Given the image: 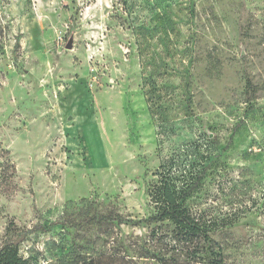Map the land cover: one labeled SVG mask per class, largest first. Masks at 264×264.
Instances as JSON below:
<instances>
[{
	"label": "rangeland",
	"instance_id": "1",
	"mask_svg": "<svg viewBox=\"0 0 264 264\" xmlns=\"http://www.w3.org/2000/svg\"><path fill=\"white\" fill-rule=\"evenodd\" d=\"M124 1L0 0V246L42 226L20 254L59 264L92 217L153 215L175 160L238 220L228 262L264 264V0Z\"/></svg>",
	"mask_w": 264,
	"mask_h": 264
},
{
	"label": "trees",
	"instance_id": "2",
	"mask_svg": "<svg viewBox=\"0 0 264 264\" xmlns=\"http://www.w3.org/2000/svg\"><path fill=\"white\" fill-rule=\"evenodd\" d=\"M126 3L127 0L123 5ZM1 36L0 30V39ZM147 103L151 104V98ZM177 162L171 161L167 172L150 191L155 204L153 215L140 220L114 212L92 217L88 222L97 224L96 238L70 248L59 264H230L226 254L228 235L238 220L208 218L190 208L191 199L200 188L202 173L186 174L181 168L183 164ZM123 225L148 228L149 234L126 241L116 231ZM42 229L36 226L19 231L9 226L0 246V264H36L32 258H24L19 247L28 236Z\"/></svg>",
	"mask_w": 264,
	"mask_h": 264
},
{
	"label": "water",
	"instance_id": "3",
	"mask_svg": "<svg viewBox=\"0 0 264 264\" xmlns=\"http://www.w3.org/2000/svg\"><path fill=\"white\" fill-rule=\"evenodd\" d=\"M73 48V41H70L67 45V49L71 50Z\"/></svg>",
	"mask_w": 264,
	"mask_h": 264
},
{
	"label": "built area",
	"instance_id": "4",
	"mask_svg": "<svg viewBox=\"0 0 264 264\" xmlns=\"http://www.w3.org/2000/svg\"><path fill=\"white\" fill-rule=\"evenodd\" d=\"M62 39H63V35L60 34V36H59V40H62Z\"/></svg>",
	"mask_w": 264,
	"mask_h": 264
}]
</instances>
